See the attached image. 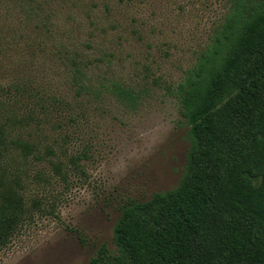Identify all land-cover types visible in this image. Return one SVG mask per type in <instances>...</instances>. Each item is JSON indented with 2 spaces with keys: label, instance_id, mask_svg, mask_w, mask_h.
Here are the masks:
<instances>
[{
  "label": "rangeland",
  "instance_id": "1",
  "mask_svg": "<svg viewBox=\"0 0 264 264\" xmlns=\"http://www.w3.org/2000/svg\"><path fill=\"white\" fill-rule=\"evenodd\" d=\"M235 1L0 0V207L16 212L11 190L26 210L0 214V264H89L102 243L115 250L128 201L181 186L189 123L178 86L211 49ZM75 64L87 83L81 92ZM231 82L216 136L185 184H196L216 209L218 186L249 183L239 172L257 173L264 159L263 135L252 136L264 111V45ZM116 84L136 90L134 106L114 94ZM168 210L132 216L126 264H161L158 250L172 229L169 216L158 222L156 214ZM208 216H200V230ZM235 222L245 223L225 215L215 233L224 251L237 247ZM174 261L213 262L202 254Z\"/></svg>",
  "mask_w": 264,
  "mask_h": 264
},
{
  "label": "trees",
  "instance_id": "2",
  "mask_svg": "<svg viewBox=\"0 0 264 264\" xmlns=\"http://www.w3.org/2000/svg\"><path fill=\"white\" fill-rule=\"evenodd\" d=\"M263 45L264 0H236L211 49L200 58L196 69L178 86L183 115L189 123V148L181 186L156 192L146 201H128L115 225V250L102 243L89 264H104L106 261L126 264L133 235L132 216L148 213L157 206L168 208L169 212L166 215L158 212L156 221H164V216H169V230L172 229L168 232L171 242L168 245H160L158 250L159 255L163 257L161 264H176L174 260L180 258L197 260L198 254H202L206 261H213L212 264H264V159L259 161L257 173L250 167L239 172L240 178L248 180L249 183L236 181V185L232 187L225 183L218 186L214 193L220 201L217 209L215 203H206L207 194L195 189L196 184H190L188 187L185 185L197 165L200 152L206 145L212 144L216 136L217 114L222 112L220 103L234 89L231 82L234 71L244 61L253 59ZM75 67L77 73L84 76L83 80H79L78 86L76 85L81 92L87 89L85 74L82 69L79 70L77 64ZM114 87L113 92L120 100L131 106L136 104V90L118 84ZM258 123V126L263 127H257ZM258 123H254L252 136L257 138L263 135L264 142V111L259 116ZM259 175L263 176L260 182L256 178ZM251 180H256L258 184L253 186ZM186 187L191 190L188 194ZM249 188L256 192L250 193L247 191ZM6 193L8 198L15 197L16 212L7 214L4 208L0 207V214L18 216V211L25 214L22 195L19 196L11 190ZM205 211L211 216H208L207 229L200 230L199 219ZM225 215L245 221L235 222L236 227H233L238 239L234 250L224 251L227 245L220 240L219 234H215L220 230ZM245 231L248 235H245ZM209 233L213 236L208 235ZM148 255H152V250Z\"/></svg>",
  "mask_w": 264,
  "mask_h": 264
}]
</instances>
